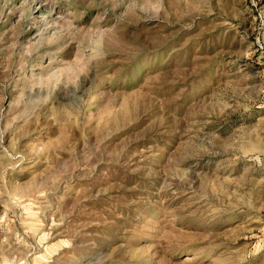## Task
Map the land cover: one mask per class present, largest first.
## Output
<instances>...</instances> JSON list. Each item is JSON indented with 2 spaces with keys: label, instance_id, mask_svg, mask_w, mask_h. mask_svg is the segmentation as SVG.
Masks as SVG:
<instances>
[{
  "label": "rangeland",
  "instance_id": "obj_1",
  "mask_svg": "<svg viewBox=\"0 0 264 264\" xmlns=\"http://www.w3.org/2000/svg\"><path fill=\"white\" fill-rule=\"evenodd\" d=\"M0 264H264V0H0Z\"/></svg>",
  "mask_w": 264,
  "mask_h": 264
}]
</instances>
